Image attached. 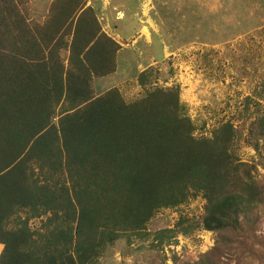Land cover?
<instances>
[{
	"label": "trees",
	"instance_id": "trees-1",
	"mask_svg": "<svg viewBox=\"0 0 264 264\" xmlns=\"http://www.w3.org/2000/svg\"><path fill=\"white\" fill-rule=\"evenodd\" d=\"M25 3L0 0V264H98L119 239H146L158 212L197 197L200 220L179 216L155 247L200 228L213 246L171 264H264V117L243 139L256 160L241 161L232 124L195 136L179 88L158 87L150 68L136 76V99L97 90L120 45L85 0H51L40 22Z\"/></svg>",
	"mask_w": 264,
	"mask_h": 264
},
{
	"label": "rangeland",
	"instance_id": "rangeland-1",
	"mask_svg": "<svg viewBox=\"0 0 264 264\" xmlns=\"http://www.w3.org/2000/svg\"><path fill=\"white\" fill-rule=\"evenodd\" d=\"M90 1L103 9L97 17L102 26L117 22L125 39L122 44L131 46L139 35L147 41L143 54H119L115 73L97 81V90L117 87L126 100L136 99L142 94L136 76L150 68L158 87L179 88V100L196 128L195 136L209 137L221 123L230 122L236 129L234 147L239 159L256 160L243 139L250 123L264 117V0ZM50 2L26 0L22 11L40 22ZM258 170L264 175V170ZM203 205L204 200L197 197L161 210L147 224L146 239H119L98 264H155L163 256L171 264L173 254L182 258L183 253L198 258L215 239L214 233L201 228L189 236L176 235V244L155 246L159 232L171 229L179 216L200 220ZM38 226L39 221L31 222L32 228ZM258 234L264 238V223Z\"/></svg>",
	"mask_w": 264,
	"mask_h": 264
},
{
	"label": "crops",
	"instance_id": "crops-1",
	"mask_svg": "<svg viewBox=\"0 0 264 264\" xmlns=\"http://www.w3.org/2000/svg\"><path fill=\"white\" fill-rule=\"evenodd\" d=\"M95 4L90 0L87 1V5L94 8V10L97 13V16L99 17V14L102 15L101 12L103 9H98L100 7L95 6ZM114 22H116V21H114ZM116 23H113L110 25H108L106 23L103 26L101 25V28H102V31H104L108 36H110L118 44H120L121 48L119 50V54H123V53H125V54H143V51L147 52V50L145 49V44L147 43V41L145 40L146 38H144L141 35L135 37V39L131 43V46L130 45L127 46V44H122L121 42H125V39H123L121 32H119V29H118V26ZM142 33L144 36L146 35V33H144V32H142ZM147 34H148V31H147ZM138 40H142V42L139 43ZM1 250H2V245H0V252H1Z\"/></svg>",
	"mask_w": 264,
	"mask_h": 264
},
{
	"label": "clouds",
	"instance_id": "clouds-1",
	"mask_svg": "<svg viewBox=\"0 0 264 264\" xmlns=\"http://www.w3.org/2000/svg\"><path fill=\"white\" fill-rule=\"evenodd\" d=\"M120 45V44H119ZM120 48H121V46H120ZM143 71V70H142Z\"/></svg>",
	"mask_w": 264,
	"mask_h": 264
}]
</instances>
